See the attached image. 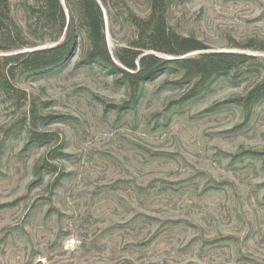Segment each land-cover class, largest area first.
I'll return each mask as SVG.
<instances>
[{"label":"rangeland","instance_id":"1","mask_svg":"<svg viewBox=\"0 0 264 264\" xmlns=\"http://www.w3.org/2000/svg\"><path fill=\"white\" fill-rule=\"evenodd\" d=\"M97 1L124 67L151 0ZM0 2V264H264V95L241 102L264 82V0H171L204 48L145 50L164 62L138 84L78 0L58 41L44 0ZM66 41L48 68L9 59ZM209 52L246 57L205 80L174 60Z\"/></svg>","mask_w":264,"mask_h":264},{"label":"trees","instance_id":"2","mask_svg":"<svg viewBox=\"0 0 264 264\" xmlns=\"http://www.w3.org/2000/svg\"><path fill=\"white\" fill-rule=\"evenodd\" d=\"M44 9L48 18H54L60 25L59 36L55 40H59L63 32H68L71 28V21L66 20L65 9L60 0H44ZM84 21L90 33V38L94 42V46H101L104 49L107 60L115 67L119 68L125 78L132 82H138L145 77L154 73L161 66L164 59L154 53H146L145 50H156L173 55H181L193 50L203 49L204 46L196 39L182 36L173 30L167 19V8L171 0H151V12L143 18L137 17V26L139 28V43L129 45L119 49L117 54L118 61L124 66L120 67L112 61L106 44L105 27L103 12L100 3L97 0H78ZM5 14L8 18L10 7L8 0H2ZM3 6L0 2V20ZM73 17V16H72ZM143 41V42H141ZM68 41L60 42L50 48L36 49L17 53L10 57L11 61H18L26 67L33 69L48 68L54 66L68 52ZM97 56H104L99 54ZM246 55L229 52H209L203 53L199 57L174 59L175 62L184 65H191L198 72L201 80L212 77L217 74H225L233 68V62L244 58ZM264 95V82L258 84L249 93L241 98L244 105L251 104Z\"/></svg>","mask_w":264,"mask_h":264}]
</instances>
